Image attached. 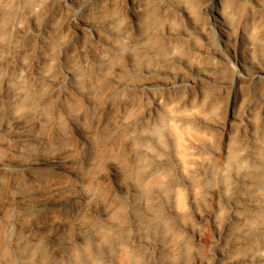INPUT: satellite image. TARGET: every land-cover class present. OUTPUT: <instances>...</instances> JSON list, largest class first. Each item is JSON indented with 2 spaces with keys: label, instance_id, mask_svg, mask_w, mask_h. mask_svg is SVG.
I'll return each instance as SVG.
<instances>
[{
  "label": "bare ground",
  "instance_id": "obj_1",
  "mask_svg": "<svg viewBox=\"0 0 264 264\" xmlns=\"http://www.w3.org/2000/svg\"><path fill=\"white\" fill-rule=\"evenodd\" d=\"M31 11L27 35L14 34L21 47L0 62V104L36 103L41 128L90 112L102 128L93 159L110 172L93 179L101 169L89 161L77 194L58 190L74 179L67 170L34 175L59 192L43 197L37 238L66 246L64 264L83 249L87 264H137L143 226L157 264H172L177 242L179 264H264V230L245 235L264 216V0H48L42 10L37 0ZM13 126L0 134L19 141Z\"/></svg>",
  "mask_w": 264,
  "mask_h": 264
},
{
  "label": "clouds",
  "instance_id": "obj_2",
  "mask_svg": "<svg viewBox=\"0 0 264 264\" xmlns=\"http://www.w3.org/2000/svg\"><path fill=\"white\" fill-rule=\"evenodd\" d=\"M47 2L48 0H39V9L42 10ZM34 8H37V0H0V62L21 47L20 40L14 42V34L18 35V30L25 28L27 35L25 10H29V15H35L31 11ZM27 62L26 59L25 63ZM6 74L0 69V92L3 91ZM9 87L16 85L13 83ZM42 115L41 108L27 100L12 105L10 110L0 104V127L7 121L9 131L15 132L13 125H22L19 129L22 139L19 141L7 140L0 134V145L8 144L6 157L5 149L0 147V264H64L62 253L67 254L66 246L57 247L51 233L37 238V234L45 231L46 213L41 214V209L46 208L47 204L43 197H54L65 190L77 194L76 178L85 174L89 161L101 169V174L93 179H103V176L110 175L106 167L107 159L99 163L93 159V142L101 134L102 128L97 126L95 120L86 118V115H91L90 112L85 114L83 108L69 111L61 115L58 121L41 128L39 121ZM33 146H38V151L34 152ZM161 146H164L163 142ZM5 159L9 164L15 162V167L6 164ZM44 168L67 170V175L74 179L58 185V192L52 182L33 178L34 175L39 176ZM257 171L261 173L260 178L264 184V164ZM227 194L231 195V185ZM259 195L264 197V186ZM126 227V235L131 237L130 226ZM246 228V236L264 230V216L251 220ZM139 236L140 243L136 246L139 257L137 264H157L154 232L142 226ZM182 249V242H177L173 247V254L167 259L172 264H179ZM194 251L196 250L189 248L186 254L190 255ZM257 255L264 258V251H258ZM245 257L246 251L240 249L233 259ZM89 260H93V257L88 251L80 250L77 264H87Z\"/></svg>",
  "mask_w": 264,
  "mask_h": 264
}]
</instances>
